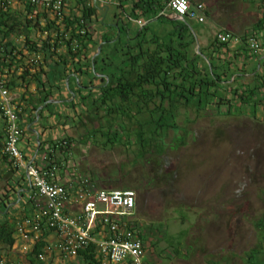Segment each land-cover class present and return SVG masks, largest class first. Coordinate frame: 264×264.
<instances>
[{"label":"trees","instance_id":"16d2710c","mask_svg":"<svg viewBox=\"0 0 264 264\" xmlns=\"http://www.w3.org/2000/svg\"><path fill=\"white\" fill-rule=\"evenodd\" d=\"M6 1L0 3V78L9 92L31 83L36 90L25 88L17 104L14 101L19 117L27 111L26 107L36 111L50 98L56 99L52 89L60 91L72 74L78 80L73 87L68 84L67 98L70 91L76 97L61 106L71 109L73 128L84 131L79 142L101 148L118 144L134 147L137 158L146 160L145 155L163 152L170 131L179 132L181 109L193 110L196 117H256L258 111L264 114V70H258L257 65L249 70L238 64L251 57L259 58L245 41L248 36H256L264 47V13L240 37V46L234 49L215 36L206 47H201L192 21H172L164 16L169 0H121L129 2V6L121 5L125 7V17L117 22L113 18L117 26L103 24L97 0H73L61 21L47 18L43 27L38 14L36 19L29 18L32 7L25 5L23 10H13ZM138 20L144 24L134 22ZM99 23L104 27H94ZM99 44L100 51L94 56ZM37 55L39 63H32L30 60ZM246 74L249 76L245 77ZM82 85L86 90H82ZM51 106L47 104L45 110ZM42 113H38L41 119ZM186 133L182 129L172 145L184 144ZM76 142L68 135L48 141L49 148L40 146V152L61 167ZM3 145L0 142V156L5 160L8 157L2 153ZM102 178L108 182L117 180L112 175ZM113 188L123 190L132 186L122 184ZM12 196L8 191L0 195V209L14 200ZM23 206L21 217V212L12 211L13 207L0 215V255L6 259L15 243L17 222L31 210L28 202ZM130 222L125 227L143 241L146 250L154 251L160 232L166 229H161L162 223L140 226ZM253 226L258 241L245 253L246 263L264 264V210ZM51 232L45 231L44 235ZM44 245L41 239L24 254L28 264H46L37 257ZM179 246L180 243L176 254ZM74 263L103 264L93 244L80 250ZM149 264L155 262L149 259Z\"/></svg>","mask_w":264,"mask_h":264},{"label":"rangeland","instance_id":"374dc122","mask_svg":"<svg viewBox=\"0 0 264 264\" xmlns=\"http://www.w3.org/2000/svg\"><path fill=\"white\" fill-rule=\"evenodd\" d=\"M113 11L111 6L103 24H111ZM191 24L197 33L196 22ZM180 113L179 132L170 131L163 152L145 155L147 161L137 158L134 147L82 144L84 131L68 128L66 133L78 140L71 151L76 175L90 177L103 190L132 186L136 206L130 224L166 228L154 251L146 250L155 264H247L245 253L258 241L253 221L264 210V114ZM182 129L187 130L184 144L173 146ZM109 175L117 180L104 181ZM9 261L28 264L22 255ZM46 264L76 263L50 259Z\"/></svg>","mask_w":264,"mask_h":264},{"label":"built area","instance_id":"2783aa9c","mask_svg":"<svg viewBox=\"0 0 264 264\" xmlns=\"http://www.w3.org/2000/svg\"><path fill=\"white\" fill-rule=\"evenodd\" d=\"M72 1L6 2L11 8L21 10L25 5L32 7L29 18H35L38 14L40 26L43 27L47 18L61 21L68 14V5ZM205 11L202 2L192 0H169L165 7V12L169 14L179 15L198 23L205 21ZM165 12L163 13L168 14ZM136 23L139 26L144 24L140 20ZM215 37L221 43H241L239 36L226 31L217 32ZM245 42L253 53L264 52V47L256 36H248ZM39 60L40 57L37 55L30 61L39 63ZM0 113L5 122L2 153L7 155L14 168L26 170L31 186L24 201V204L27 202L30 204L31 210L16 224L14 246L25 254L42 239L45 245L42 252L37 254L39 260L46 262L57 259L74 262L80 250L93 244L95 253L103 264H149V256L143 241L125 227L126 222H130L134 215L135 191L103 190L97 187L90 177L79 174L76 175L73 184H62L59 182L60 166L47 155H41L40 162L26 163L19 147L23 130L19 123L18 108L1 78ZM49 230L52 232L44 235V232ZM0 264L10 262L0 255Z\"/></svg>","mask_w":264,"mask_h":264},{"label":"crops","instance_id":"0c3cea01","mask_svg":"<svg viewBox=\"0 0 264 264\" xmlns=\"http://www.w3.org/2000/svg\"><path fill=\"white\" fill-rule=\"evenodd\" d=\"M197 1L202 2L206 10L205 21L203 23L196 22L197 36L199 45L201 47H206L217 32L226 31L239 37L247 34L250 31L251 26L256 22L259 16L264 13V0ZM98 2V13H101V21L106 17L110 7H113L114 11L112 13V19L110 23H113L112 20L116 15L121 18L125 17V14H122V10L125 9V7H121L122 4H128L129 6V2L125 3L121 0H97V3ZM251 2H253V5H250ZM12 9L14 10V7H12ZM119 12H121L120 15L118 14ZM134 22L136 23V21ZM108 25L111 26V24ZM239 44L240 43H229L230 47L234 49L238 48L240 46ZM257 55H259L258 59L256 58V56L251 57L247 60L241 59L242 61L238 63L239 66L250 70L255 65H257L258 70H264V53H259ZM246 76L249 75L246 74L245 77ZM77 80L71 74L61 85L60 91H57L55 88L52 89L56 99L50 98L49 100L53 101H46L47 104H53V106L49 107L47 110H45V106L39 109V106H42L43 104L39 105L36 111H32L28 107H26L27 111H25L20 116L19 123L23 130V133L21 136L19 147L23 152L26 163L29 164L40 162V158L42 155L40 152V146L49 148V145L46 144L48 141H55L68 136V134L66 133L68 128L70 129L74 127V123L71 120V115L73 114L71 109L61 106V104L63 102H68L66 101L67 99H69L67 98V96L69 95V92L67 91L68 84L71 82H77ZM25 88L29 91L36 92L35 84L33 83L10 92V96L12 97V99L14 101L16 100V104L18 102L20 93L23 92ZM39 111H43L42 115L44 116V118L41 119L40 115L38 119L36 118V113H39ZM4 128L5 122L0 113L1 143H3L5 140ZM36 133L39 137V143L36 140ZM71 154L72 152L70 153L69 158H66V160H64L65 163L60 167L59 170V182L62 184H73L74 179L76 178V172H78V170L73 166ZM30 190L31 186L28 181L26 170L22 168H14L8 158L4 160L0 156V195L5 194L8 191V194L13 195L12 199H14L6 206V208L10 206V204L17 202L16 204H12L9 208L13 207L12 211L15 213H19L25 210L23 205L25 198ZM5 209H0V211H4ZM21 216H23L22 212L19 217ZM21 255L24 256V254H22L16 246H13V248L7 254V259H12V261L15 259L18 261ZM52 261L55 262L58 260L53 259Z\"/></svg>","mask_w":264,"mask_h":264},{"label":"water","instance_id":"95a60500","mask_svg":"<svg viewBox=\"0 0 264 264\" xmlns=\"http://www.w3.org/2000/svg\"><path fill=\"white\" fill-rule=\"evenodd\" d=\"M164 16H165L167 19L172 20V21H174V20H181V21H184V18L181 17V16H179V15L167 14V15H164ZM115 26H117V25L115 24ZM100 48H101V44L98 45L97 50H96V53H95V56L99 53ZM96 76H98V74H97ZM105 78H106V80H107V77H105ZM66 84H67V81H66ZM70 95H71V97H70L69 99L66 100V101H68V102L73 100V98L75 97V93L72 92V91H70ZM50 101H53V100H49V102H50ZM54 101H55V100H54ZM47 102H48V101H47ZM47 102L43 103L42 106H39V109H41V107L46 106ZM36 118H37V119L39 118V114H38V113H36ZM36 135H37V133H36ZM36 140H37V142L39 143V137H38V135L36 136ZM16 203H17V202H14V203H12V204H16ZM12 204H10V206H11ZM10 206H8L4 211H0V214L5 213L6 210H7Z\"/></svg>","mask_w":264,"mask_h":264},{"label":"flooded vegetation","instance_id":"af4514ba","mask_svg":"<svg viewBox=\"0 0 264 264\" xmlns=\"http://www.w3.org/2000/svg\"><path fill=\"white\" fill-rule=\"evenodd\" d=\"M121 17H118V16H115V21L117 22L118 20H120ZM128 19V18H127ZM134 22H132L133 24ZM111 25H115V22L114 23H111ZM102 74H98V76H101ZM98 86V85H97ZM81 87V86H80ZM82 90H86V87L85 85H82Z\"/></svg>","mask_w":264,"mask_h":264},{"label":"bare ground","instance_id":"6f19581e","mask_svg":"<svg viewBox=\"0 0 264 264\" xmlns=\"http://www.w3.org/2000/svg\"><path fill=\"white\" fill-rule=\"evenodd\" d=\"M95 56V55H94Z\"/></svg>","mask_w":264,"mask_h":264}]
</instances>
